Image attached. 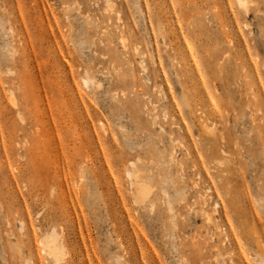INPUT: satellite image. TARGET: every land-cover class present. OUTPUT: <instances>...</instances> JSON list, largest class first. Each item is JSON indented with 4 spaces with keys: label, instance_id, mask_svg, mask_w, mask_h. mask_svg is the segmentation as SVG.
<instances>
[{
    "label": "rangeland",
    "instance_id": "1",
    "mask_svg": "<svg viewBox=\"0 0 264 264\" xmlns=\"http://www.w3.org/2000/svg\"><path fill=\"white\" fill-rule=\"evenodd\" d=\"M0 264H264V0H0Z\"/></svg>",
    "mask_w": 264,
    "mask_h": 264
},
{
    "label": "bare ground",
    "instance_id": "2",
    "mask_svg": "<svg viewBox=\"0 0 264 264\" xmlns=\"http://www.w3.org/2000/svg\"><path fill=\"white\" fill-rule=\"evenodd\" d=\"M237 1H238V4H240L242 7H245L248 0H237ZM94 83H95V80H94L92 74H90L89 71L85 70L84 84L86 85V87H88L89 89H91L93 87ZM202 126L204 127L205 130H208V131L211 130V127H212V126L211 127L208 126L207 124L205 125L204 122L202 123ZM207 126L209 127V129H208ZM160 128L162 129V127H160ZM128 164H129V168L127 169L126 172H127V174H130L131 175V174L134 173V170H135V168L137 166V162L131 160V161H129ZM207 217L210 218V215L207 214Z\"/></svg>",
    "mask_w": 264,
    "mask_h": 264
}]
</instances>
